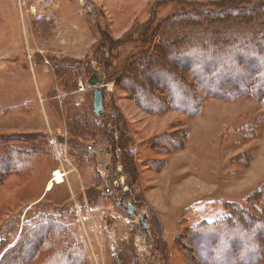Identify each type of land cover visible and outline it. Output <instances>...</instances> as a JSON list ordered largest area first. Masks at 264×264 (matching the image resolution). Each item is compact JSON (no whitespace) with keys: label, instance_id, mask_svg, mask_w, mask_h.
Wrapping results in <instances>:
<instances>
[{"label":"rangeland","instance_id":"374dc122","mask_svg":"<svg viewBox=\"0 0 264 264\" xmlns=\"http://www.w3.org/2000/svg\"><path fill=\"white\" fill-rule=\"evenodd\" d=\"M46 1L57 4L61 0H0V128L13 120L9 117L12 114L5 113V109L21 103L27 96L29 108L22 105L16 112L22 108L29 113L33 111V126L46 129L45 117L38 105V91L41 89L52 130L48 129L47 133L26 130L0 133V157L5 151L1 144L41 150L33 168L28 166L22 172L7 176L0 187V242L15 243L24 223L43 213L49 212L56 217L55 212L59 209L62 212L63 209L75 208L74 222L87 248L88 264H188L178 244L175 245L178 236H183L187 229L202 221L215 222L226 216L223 203L235 202L245 206L247 197L264 184V122L259 128L248 131V135L255 131L254 138L242 137L245 130H240L264 113L262 103L253 98L240 97L236 101H228L208 97L202 113L194 118L175 110L157 116L148 114L124 90L117 89L112 78L108 80L103 63V56L108 58V49L100 51L94 46L87 56L81 58V62H74L73 70L72 67L62 69V89L51 70L53 57H44L39 50L44 47V38L38 32L44 34L52 27L51 21L42 18L44 13L41 10H44ZM88 1V6L86 0H80L81 4L78 0L74 4L65 1L69 3L66 10L72 21L80 24L90 22L89 33L99 38L94 34L97 27L92 20L91 7L96 5V20L103 30L117 33L127 25L126 32L118 37L121 39L131 34L138 24L151 19L152 5L155 22L158 23L172 14L190 13L189 4L202 3L212 7L220 0ZM240 2L255 3L254 0ZM42 23L46 24V32ZM231 38L234 35L229 34L228 39ZM241 41L244 40L238 42ZM142 50L141 44L130 42L114 51L110 59L115 66L112 67L113 74ZM95 52L100 56L94 57ZM47 66L50 69L44 71ZM223 67L224 64L217 70L222 71ZM92 69H97L95 73L101 79L97 86H90L87 82ZM154 77L160 75L152 73L148 79ZM99 88H104L105 113L95 118L91 105L93 93ZM45 89L52 90L51 94H45ZM75 120L81 122L77 132L82 131L85 124L88 128L86 132L89 135L79 138L80 148L74 146V137H71V125ZM102 125L106 126L104 132L100 130ZM58 126L64 131L56 132ZM181 130L188 133L183 150L164 152L160 149L163 141L158 139L172 133L179 141ZM107 132L110 137L106 136ZM38 135L49 139L50 148L44 140L36 137ZM109 141H122L126 150L117 147L113 151ZM84 144L89 149L84 150ZM124 152L135 159L132 164H125ZM58 154L67 169H75L85 180H90L91 184L86 185L89 189L83 192L109 188L112 197L106 195L89 200L87 197L92 190L86 196L87 201L82 192L77 196L78 200L74 198L72 202L70 198L71 201L61 204L56 201V196H52V201L48 197L26 213L34 197L49 180L53 170L47 169L48 163H52L50 156L58 157ZM249 156L251 160H248ZM59 165L58 159L55 167ZM116 172H120L119 185H116L117 189L115 186L110 188V181L115 185L113 175ZM136 176L138 185L136 183L130 189L128 184H132ZM124 195L136 203L138 215H147L148 235L139 225L137 216L128 213L126 201L120 203ZM78 204H82V213L89 216L87 228L79 218ZM126 251L130 252L127 256ZM45 256L35 264H40Z\"/></svg>","mask_w":264,"mask_h":264},{"label":"trees","instance_id":"16d2710c","mask_svg":"<svg viewBox=\"0 0 264 264\" xmlns=\"http://www.w3.org/2000/svg\"><path fill=\"white\" fill-rule=\"evenodd\" d=\"M240 1L242 0H220L212 7L192 3L189 4L190 13L172 14L158 23L155 22L156 14L153 13L155 11L152 5L151 19L138 24L131 34L121 39L114 38L109 30L102 29L96 20L97 10L95 6L91 7L92 20L97 27L94 34L99 36L94 48L100 51L108 49V58L103 56L104 62L102 61L109 75L108 80L112 78L115 87L124 90L140 109L156 116L175 110L189 118L197 117L202 113L208 97L228 101H236L240 97L253 98L262 103L264 108V0H254L253 4H243ZM89 26L92 27L90 22ZM229 34L234 35V38L228 39ZM239 40L244 41L239 43ZM130 42L141 44L143 50L113 74L112 67L115 66L110 60L111 55ZM93 55L100 56L98 52ZM51 59L54 61L58 85L62 88V69L69 70L72 67L73 70L74 62L81 60L67 57ZM222 64V71L217 70ZM96 70L92 69L90 75ZM152 73H158L160 77L148 79ZM263 122L264 113L246 128L240 129L245 130L242 137L254 138L255 131L250 135L248 131L254 127L259 128ZM80 123L75 120L71 125V137H74V146L78 148L82 147L78 143L79 138L84 139L89 135L86 124L82 131H76ZM103 129L106 126L100 127L104 132ZM185 131L181 130L182 138L179 141H176L172 133L162 136L158 139L163 141L160 149L164 152L183 150L188 140V133ZM106 136L110 137L108 132ZM36 137L44 140L50 148L49 139L42 135ZM26 143L28 146L29 143ZM115 143L110 142L113 151L117 147L126 150L122 141L117 145ZM37 144L44 145L39 142ZM1 145L5 151L0 157V187L7 176L22 172L28 166L33 168L36 157L41 155V150ZM86 148L84 144L83 149ZM84 157L87 158L86 155ZM124 158L127 160L125 164L135 161L127 152H124ZM248 160H251L250 156ZM138 176L133 179L132 184H128L130 189L136 183L138 185ZM108 186H115L117 189L111 181ZM92 190L86 191L87 196ZM108 190L109 188L105 192L93 190L94 193L87 199L93 200L106 195L112 197ZM124 196L123 199L132 203L137 210L136 203ZM223 208L227 215L220 220L202 221L176 239L175 245L178 244V249L188 264H263L264 184L247 197L245 206L226 202L223 203ZM56 217L43 213L24 223L15 243L0 242V264H35L43 255L46 258L40 264H88L87 248L81 241V234L74 222V208L63 209ZM129 254L126 251L125 256Z\"/></svg>","mask_w":264,"mask_h":264},{"label":"crops","instance_id":"0c3cea01","mask_svg":"<svg viewBox=\"0 0 264 264\" xmlns=\"http://www.w3.org/2000/svg\"><path fill=\"white\" fill-rule=\"evenodd\" d=\"M66 0H61L58 1V3H49L47 2L45 5L44 10L42 9V18H44L47 21H51V29L49 30V32L47 31V28L45 27L46 24L44 25V32L46 33H42V32H38V35H40L42 38H44V47L40 48L39 50L43 53L44 57L45 56H61V57H70V58H74L76 60H81V58H84V56H87V54L90 51V48L92 46L95 47V43L98 41V37L97 36H92L89 32L90 28H89V23H84L82 22L81 24L78 23L76 20L72 21V18L70 17V13L69 11H67L66 7L67 5H69L68 2H65ZM72 4L75 3V0H69ZM45 2V1H44ZM86 2H89L88 0H86ZM68 3V4H67ZM78 4H81L80 0H78ZM20 6V4H19ZM96 7V5H93ZM67 12V13H66ZM78 13L80 14V10H78ZM30 29V25L28 26ZM111 28H113V26H111ZM49 29V28H48ZM127 30V25L122 26L120 30H118V32H114L112 33L113 37L118 38L119 36H121L123 33H125ZM31 31V29H30ZM32 34V33H31ZM34 38V37H33ZM29 50V48H28ZM39 51V53H40ZM37 53V51H36ZM84 60V59H83ZM47 62V61H46ZM39 65V64H37ZM42 66V65H39ZM50 69L48 66L44 68L45 70ZM53 74H55V71L53 68H51ZM55 79V78H54ZM56 81V80H55ZM52 90L49 89H45V94H51ZM43 92L41 91V89H39L38 91V97H39V101H38V105L39 108H41L45 117V121H46V129H38L37 127H34L32 124L33 121V117H32V113L33 111H31L29 113V110L27 112V109L22 108L19 109L20 111L16 112V109L18 110V108H20V106L24 105L25 107L30 106V101L29 98L26 96L21 103H17V104H13V107L10 108H6L5 109V113H11L12 116H9L10 119H13L10 124H7V126L1 127L0 128V133H10V132H14L17 130H26V131H32V132H44L47 133L48 129L50 131L51 127H50V121H49V117L46 113V109H45V102H44V98H42ZM13 110V111H12ZM59 127V126H58ZM4 130V131H2ZM56 132H60V131H64L62 130L60 127L59 128H55ZM55 139V138H53ZM56 140V139H55ZM54 140V141H55ZM57 146H58V141L56 140ZM59 147V146H58ZM55 150V149H54ZM56 151L59 153V150L56 148ZM54 152V151H53ZM52 154V153H51ZM56 154V153H55ZM52 159V163H48V170L53 169L55 170L56 168H63L65 170V172L67 173V182L63 183V184H50V177L49 180L47 181L46 184L43 185L42 190L34 197V202H32L29 206L28 209L25 210V212L27 213L29 209H34L35 205L39 204L40 202L44 201V199L46 198H50L48 199L49 201H52L51 197L52 196H56V201L61 202V204L63 202L67 201H71L74 202V198L75 200L77 199V196L80 195L83 191H85L89 186H86L90 183V180L86 178L82 177L80 175V173L78 171H75V169H71V168H66L65 163L61 157L60 154L54 155V156H50ZM39 159V158H38ZM37 159V160H38ZM58 159H59V163L61 164V166L59 165L58 167L56 166V163H58ZM52 170V171H53ZM110 181V180H109ZM93 184V183H92ZM89 189V188H88ZM86 199L87 194L85 192L82 193ZM71 198V199H70ZM78 200V199H77ZM79 205V204H78ZM75 207V206H74ZM82 208V204L79 205V210H78V214H79V218L82 220V222H84L86 228H87V221L89 216H87L88 214H83L81 211ZM75 210V208H74ZM76 211V210H75ZM49 213V212H48ZM55 213L60 214V209L58 210V212L56 211ZM52 214V213H49ZM91 243H93L92 240H90ZM93 245V244H92Z\"/></svg>","mask_w":264,"mask_h":264},{"label":"water","instance_id":"95a60500","mask_svg":"<svg viewBox=\"0 0 264 264\" xmlns=\"http://www.w3.org/2000/svg\"><path fill=\"white\" fill-rule=\"evenodd\" d=\"M100 80L101 79L99 78V76L96 73H93L87 82L89 83L90 86H97L101 83ZM103 92H104V88H99V89H95V92L93 93L94 99H93V104L91 106H93V111L95 113V116L97 117H100L105 113V107L103 106L104 105ZM113 176H114L113 178L116 179L115 185H119L117 179L120 177V172L114 173ZM120 203H124V199H122ZM126 204H127L128 213L130 215H133L134 217L137 216L139 225L143 228L144 231H146V234L148 235L147 215L145 214H143L142 216L138 215L137 214L138 211L136 210V208L133 206L132 203L126 202Z\"/></svg>","mask_w":264,"mask_h":264},{"label":"built area","instance_id":"2783aa9c","mask_svg":"<svg viewBox=\"0 0 264 264\" xmlns=\"http://www.w3.org/2000/svg\"><path fill=\"white\" fill-rule=\"evenodd\" d=\"M67 180V173L61 167L56 168L51 172L50 184H63Z\"/></svg>","mask_w":264,"mask_h":264}]
</instances>
